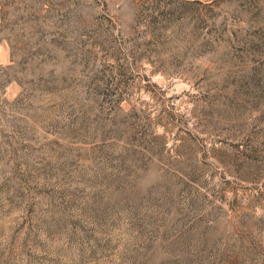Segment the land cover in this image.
<instances>
[{"label":"rangeland","instance_id":"374dc122","mask_svg":"<svg viewBox=\"0 0 264 264\" xmlns=\"http://www.w3.org/2000/svg\"><path fill=\"white\" fill-rule=\"evenodd\" d=\"M0 264H264V0H0Z\"/></svg>","mask_w":264,"mask_h":264}]
</instances>
